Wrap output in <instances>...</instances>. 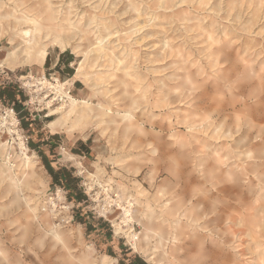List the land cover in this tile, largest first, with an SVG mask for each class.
Instances as JSON below:
<instances>
[{
  "label": "rangeland",
  "instance_id": "374dc122",
  "mask_svg": "<svg viewBox=\"0 0 264 264\" xmlns=\"http://www.w3.org/2000/svg\"><path fill=\"white\" fill-rule=\"evenodd\" d=\"M161 1L0 0V264H264V0ZM49 7L71 47L24 63L21 17ZM64 93L89 107L72 130Z\"/></svg>",
  "mask_w": 264,
  "mask_h": 264
},
{
  "label": "bare ground",
  "instance_id": "6f19581e",
  "mask_svg": "<svg viewBox=\"0 0 264 264\" xmlns=\"http://www.w3.org/2000/svg\"><path fill=\"white\" fill-rule=\"evenodd\" d=\"M161 2H162V4L160 7L166 5L167 3H170L171 0H162ZM166 8H168V6ZM21 18L24 19L28 24L30 23L32 25L31 28H29L26 31H23V38L27 39L26 40V46L24 49V52L26 54V58L24 59V63H30L32 59H35L39 65H42L45 61L46 56H47L48 46H55L56 48L60 49L61 51L66 50L67 48L71 47L70 42L73 39L74 34H75L73 32H75V30H77V28H78L77 24L69 23L68 18H66V17L59 18L58 13L53 8H50V7H49L47 17H43L40 14H36L34 17H30V16H28V14H26V15L22 16ZM103 31H105L104 35L108 36L110 34L109 33L110 29L106 25H104ZM106 31H107V33H106ZM104 35H99L96 38L98 40L101 39V41H102V38L104 37ZM104 39H105V37H104ZM74 50H76V47L74 48ZM93 52L97 53L96 59H94V60L99 61L102 58V56L105 55V48L102 46H98L97 49H90L87 52H84L85 58ZM99 66H101V65H99ZM81 68H83L82 64H80L79 68L76 70V72H77L75 75L76 77H79L82 75L80 72ZM101 74L103 75V72H101ZM102 75L99 76L98 79L97 78L93 79L94 80L93 85H90V87H94V86L98 85L96 83V81L99 82V85L104 84V82L107 81V79L110 76V75H108V76H104V75L102 76ZM103 77H104V79H103ZM136 78L138 79V77H136ZM102 79L105 80V81H103V83L101 82ZM40 84L41 85L46 84L49 88H51L57 92L63 93L62 92V85L52 84V83L47 82L46 80L40 81ZM64 96H66L67 101H68V105H67L68 110H66V111L62 110L61 114H63V116H66L63 120H66L67 117L71 118V116H72L73 120L71 121V125L69 127V129L72 130V129H75L78 126V124L83 123L88 118L89 107L87 106V103L85 101L79 102L78 100L74 99L73 97H71L67 93H64ZM62 108H63V105L61 108H59L57 110L60 111ZM125 117H128V116H125ZM1 122H2L3 126H5L6 123H10L13 126V128H15L16 123H17L16 118L14 117V114L11 112L8 113L7 118H1ZM56 124L57 123L55 121H52L49 123V125L51 127H54ZM9 132L14 133V132H16V130L9 129ZM230 134H231V132H230ZM230 134H229V136H230ZM224 135H226V134H224ZM226 136H228V135H226ZM228 138H230V137H228ZM184 146H186V145H184ZM20 150H21V154L24 155L23 164L27 167L33 165L34 164V160H33L34 156L28 157V155H27L28 149L23 145L22 142H20ZM214 152H215V150H214ZM229 152H230V150H229ZM228 155H230V154H228ZM219 156H220V154H219ZM245 158H246V156H245ZM22 169H24V168H22ZM232 174H234V173H232ZM5 179L9 180V182L11 183V184L9 183V188L16 187L15 183L13 182L14 178L9 173V169L0 166V183L4 182ZM167 204L168 203H166L164 206L168 207ZM126 213H128V211H126ZM145 216H147V215H145ZM56 235H57V233H56ZM57 237H59V236H57ZM128 237L131 239L133 238L132 235H128ZM158 237H159V243H160L162 238H163L162 232L158 233ZM154 248L157 249L156 246ZM243 251L244 250H242V251L240 250L239 252H243ZM213 255H216V254H213ZM106 260H109V258L107 256H104L102 262L105 263L104 261H106ZM215 262H216V259L213 257L212 264H214Z\"/></svg>",
  "mask_w": 264,
  "mask_h": 264
},
{
  "label": "trees",
  "instance_id": "16d2710c",
  "mask_svg": "<svg viewBox=\"0 0 264 264\" xmlns=\"http://www.w3.org/2000/svg\"><path fill=\"white\" fill-rule=\"evenodd\" d=\"M59 70V66L56 67V71ZM0 94L3 95L2 97L5 96V99L9 102H12L14 104V106H17V101L15 100V92L13 91V87L11 85H9L8 83H4V84H0ZM50 174L52 176H56L55 177V181L59 182V181H65V176L60 173H52L50 170Z\"/></svg>",
  "mask_w": 264,
  "mask_h": 264
},
{
  "label": "crops",
  "instance_id": "0c3cea01",
  "mask_svg": "<svg viewBox=\"0 0 264 264\" xmlns=\"http://www.w3.org/2000/svg\"><path fill=\"white\" fill-rule=\"evenodd\" d=\"M71 59H72L71 56H68L67 54H61V53H59L57 55V59L54 62V66H55L54 69H55V71H56V67L57 66H59V70L57 72L61 71L63 67H65L67 69H70L69 68V64L71 63Z\"/></svg>",
  "mask_w": 264,
  "mask_h": 264
}]
</instances>
